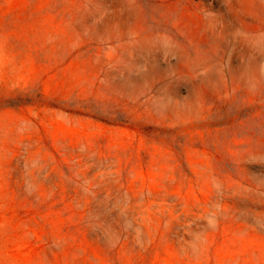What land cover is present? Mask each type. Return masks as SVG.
Listing matches in <instances>:
<instances>
[{"label":"rangeland","instance_id":"1","mask_svg":"<svg viewBox=\"0 0 264 264\" xmlns=\"http://www.w3.org/2000/svg\"><path fill=\"white\" fill-rule=\"evenodd\" d=\"M0 264H264V0H0Z\"/></svg>","mask_w":264,"mask_h":264}]
</instances>
